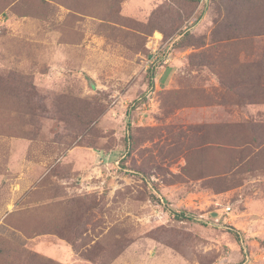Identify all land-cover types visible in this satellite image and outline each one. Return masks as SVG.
Returning <instances> with one entry per match:
<instances>
[{
    "label": "rangeland",
    "instance_id": "1",
    "mask_svg": "<svg viewBox=\"0 0 264 264\" xmlns=\"http://www.w3.org/2000/svg\"><path fill=\"white\" fill-rule=\"evenodd\" d=\"M5 1L0 264H264V0ZM202 123L235 132L187 174Z\"/></svg>",
    "mask_w": 264,
    "mask_h": 264
},
{
    "label": "trees",
    "instance_id": "2",
    "mask_svg": "<svg viewBox=\"0 0 264 264\" xmlns=\"http://www.w3.org/2000/svg\"><path fill=\"white\" fill-rule=\"evenodd\" d=\"M12 1H15V0H6L4 2L3 6H7ZM18 1H20L21 3L22 2L24 3L26 0H18ZM181 1L184 2L182 4V8H187V4L195 5V3L198 0H181ZM41 2L45 3L46 1L45 0H29V2L27 4V8L30 10V8H33L35 5H37ZM178 15L183 16V11H180L178 13ZM176 27H177V25H176ZM176 29H174V30H176ZM180 32L181 31H179L178 34H176V36L179 35V38L175 41V44H176L175 46H177V45H182V46L192 45L193 42L190 39V33L187 31L183 35H181ZM152 67H153L152 65L150 67H148L149 69L147 71V76L150 78L153 76V73H154ZM206 68H210V67L207 66ZM16 81L17 80L13 79L12 83H15V85H16ZM235 126H236L235 124L232 125V124H219V123H217V124L202 123V124H197L194 126H187V128H186L187 130L181 134L186 138L185 142H184V139H182V140L184 142L183 145L186 149V157H185L186 164H185L184 168H185V171L187 172V174H188V171H190L191 169H194V167L197 165L202 166L203 164H208L207 162H205V160L208 159V155L212 154L213 150H215V148L217 149V147L221 146L223 143V140L221 138H217L218 137L217 135L218 134L220 135V133H222V132H225L226 135L231 133V132H235L233 130V128ZM238 126H241V124H239ZM127 127H128L127 128L128 133L123 138L124 139L123 144H124L125 150H127L129 147L128 142L131 138V135H129V134H132V132H133V129H132L130 123H127ZM231 127H233V128L231 129ZM220 129L223 131H219ZM220 149L224 150L225 148H220ZM230 150H231V148H228V151H230ZM124 161L125 160L123 159L121 164H120L121 167H125V166H123ZM249 162H250V160L248 161V164H249ZM230 164H233V166H235V167L240 165V163L239 162L237 163V161H234V162L231 161ZM229 168H225V169L229 170ZM224 180H225V178H223V177L212 176L211 179L208 180L207 186L213 188L215 191H222V190H227L231 187H234L240 183V180H238V181L233 182V183L226 181V183L224 184L223 183ZM81 205H82V203L78 204L76 207L78 208ZM171 213L173 214V216L175 217L176 220H188V221L194 220L193 215L186 213L184 211H173L172 210ZM69 214L70 213H68L67 215H69ZM76 214H77V218L72 220L74 222L72 225V231H70L72 236H75L76 231L85 229V224L81 223V220L83 218V216L81 214H79L77 212V213L71 214V217H75ZM54 231H58V229H56V230L54 229ZM227 231L229 233H231L232 235H234V238H236L237 241L241 242V239L238 236L239 235L238 232L233 227L228 228ZM54 233H56V232H54ZM70 243L73 244L72 241H70ZM116 245H117V243L109 244L108 248L114 247ZM15 247H16V249H13V250L23 252V255L25 256V259H26L25 261L30 263V264H32L31 263L32 258L42 259L41 257H37V255H33V254L29 255V253H28L29 251L27 252L17 245ZM89 251L87 253H89ZM44 264H50V263L47 261H44Z\"/></svg>",
    "mask_w": 264,
    "mask_h": 264
},
{
    "label": "water",
    "instance_id": "3",
    "mask_svg": "<svg viewBox=\"0 0 264 264\" xmlns=\"http://www.w3.org/2000/svg\"><path fill=\"white\" fill-rule=\"evenodd\" d=\"M214 213V212H213ZM216 213V212H215Z\"/></svg>",
    "mask_w": 264,
    "mask_h": 264
},
{
    "label": "built area",
    "instance_id": "4",
    "mask_svg": "<svg viewBox=\"0 0 264 264\" xmlns=\"http://www.w3.org/2000/svg\"><path fill=\"white\" fill-rule=\"evenodd\" d=\"M152 64V63H151Z\"/></svg>",
    "mask_w": 264,
    "mask_h": 264
}]
</instances>
